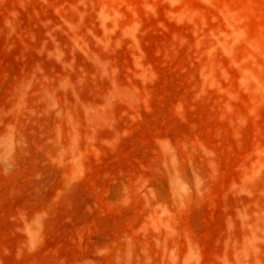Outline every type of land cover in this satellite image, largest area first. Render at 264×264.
<instances>
[{"label": "rangeland", "instance_id": "rangeland-1", "mask_svg": "<svg viewBox=\"0 0 264 264\" xmlns=\"http://www.w3.org/2000/svg\"><path fill=\"white\" fill-rule=\"evenodd\" d=\"M0 264H264V0H0Z\"/></svg>", "mask_w": 264, "mask_h": 264}]
</instances>
